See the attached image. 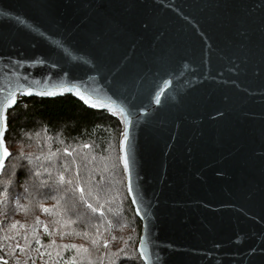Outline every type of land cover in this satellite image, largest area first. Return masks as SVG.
Returning <instances> with one entry per match:
<instances>
[{"label": "water", "instance_id": "obj_1", "mask_svg": "<svg viewBox=\"0 0 264 264\" xmlns=\"http://www.w3.org/2000/svg\"><path fill=\"white\" fill-rule=\"evenodd\" d=\"M66 95L121 123L145 264H264V0H0V176L9 111Z\"/></svg>", "mask_w": 264, "mask_h": 264}, {"label": "trees", "instance_id": "obj_2", "mask_svg": "<svg viewBox=\"0 0 264 264\" xmlns=\"http://www.w3.org/2000/svg\"><path fill=\"white\" fill-rule=\"evenodd\" d=\"M8 125L12 154L0 176V263L145 264L138 251L142 225L118 148L120 121L66 95L21 98L9 111ZM60 175L78 177L80 187L91 190L87 204L98 211L71 191L75 182L59 184ZM97 232L108 241L107 249L101 244L94 250L91 240ZM81 245L91 254L80 251Z\"/></svg>", "mask_w": 264, "mask_h": 264}, {"label": "snow or ice", "instance_id": "obj_3", "mask_svg": "<svg viewBox=\"0 0 264 264\" xmlns=\"http://www.w3.org/2000/svg\"><path fill=\"white\" fill-rule=\"evenodd\" d=\"M19 22L21 24L24 23L23 20H20ZM76 94L79 95L80 99L83 100L85 104H90L92 107L97 106V104L99 103V102L92 103L88 97L84 96L79 91H77ZM37 95L52 96V95H55V93L51 92V91H48V92H43V93H37ZM158 99H159V97H157V100ZM13 103H15V92H10L8 94L7 98L5 99L3 106L5 108L6 107H10ZM4 128H5V117L3 115V109L0 108V168H4L5 167V160L9 156V152L7 150V147H6L4 139H3V130H4ZM125 139H127V137H125ZM84 146L87 147V145H84ZM121 150L123 151V141L121 142ZM121 159L124 160L125 168H127V159L124 158V157H121ZM45 171H47V169ZM35 175L37 177H39L41 175V173L39 171H37L35 173ZM74 182H75L76 186H75V188L71 189V191L78 192L79 193V199L81 201H84V203L87 204V201L85 200V196L86 195H91L92 193H91V190H89L86 193L85 190L80 187V183H79V178L78 177H75L73 179H68V180H65V177L63 175H60L58 177V183L59 184H65L66 183L67 185H72ZM41 186H46V182L41 181ZM87 207L89 209H91L92 212H94V213L98 211V209L96 207H93L92 204H87ZM43 210L44 211H48L46 208L43 209ZM101 215H103L102 212H101ZM12 227H15V225H12ZM45 231L47 232V229H45ZM61 235H63V233ZM84 235L87 236L88 233H85ZM36 242H37V244H39L38 240ZM91 244L94 246V250H96V251H99V246L101 244L103 245V248H105V249H107L109 247L108 241L107 240H103L102 237H101V234L99 232H97L96 238L91 240ZM60 247H63V248L73 247V248H75L77 246L76 245H72V246L61 245ZM80 251L87 252V253H89V255L91 254L90 250L88 248H84L82 245L80 246ZM43 255H45V253H41V256H43ZM47 255L51 256L52 253L48 252ZM57 256H59V253H57ZM5 264H7L6 261H5ZM54 264H59V260L57 259L54 262ZM72 264H75V261H73ZM90 264H91V262H90ZM100 264H103L102 260L100 261ZM109 264H115V262L110 260Z\"/></svg>", "mask_w": 264, "mask_h": 264}, {"label": "rangeland", "instance_id": "obj_4", "mask_svg": "<svg viewBox=\"0 0 264 264\" xmlns=\"http://www.w3.org/2000/svg\"><path fill=\"white\" fill-rule=\"evenodd\" d=\"M8 146V145H7ZM9 148V147H8ZM9 150H10V152H11V154H12V150L9 148Z\"/></svg>", "mask_w": 264, "mask_h": 264}]
</instances>
